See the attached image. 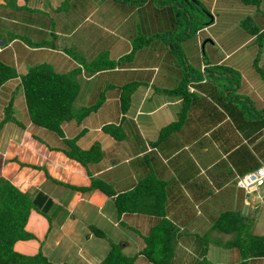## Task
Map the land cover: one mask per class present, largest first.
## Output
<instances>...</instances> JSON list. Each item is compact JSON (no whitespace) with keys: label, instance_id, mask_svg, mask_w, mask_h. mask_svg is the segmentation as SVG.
Segmentation results:
<instances>
[{"label":"rangeland","instance_id":"374dc122","mask_svg":"<svg viewBox=\"0 0 264 264\" xmlns=\"http://www.w3.org/2000/svg\"><path fill=\"white\" fill-rule=\"evenodd\" d=\"M53 1L54 0H42V5L40 4L42 6V10L37 9L36 11L31 12L25 10L23 11V13L29 17L33 16L35 18L34 21L39 22L41 25H45L47 30L51 31L52 29L56 30L59 28L61 31H63V36L61 37L62 41H59L58 44H60L61 46L67 44V52H70L73 48V53L77 56L76 59H85L86 57L88 59L87 61H92V59L97 56L98 53L103 54L104 52H106L110 59L116 60L132 50L133 44L135 40L137 41V38L145 37L150 39V37H152L154 34L157 35H154L150 39V41L147 42L148 45L146 47H143L142 51H139V60L146 65L155 64L158 47H161V49H163V52L168 54V60H178L180 62L184 61V58L186 57L185 53L188 50L189 54L192 56V58H190L191 61L195 62L199 66L185 68V72L190 71L189 73H191V76L197 74L201 75L202 77V75L204 74L203 71L206 68L207 73L203 76H209L206 80L207 83L203 84V86H197L198 92L201 94V97L196 100L195 107H198V110L202 109L205 113H202V110L199 111V113H201L202 116L208 119L210 122L215 121V118H209V114H207L209 111V103H213L215 86L224 88L227 84H229V82L230 84L233 83L234 86L237 85V83L235 84L231 81V79H236L239 83H241V88L236 90L234 95L235 97L232 99V101L236 103L237 106L230 107V116H226L227 118L231 117L234 123L239 127V130H228L230 133V142H240L239 146H237V151L233 155L229 154V156L227 158H224L223 161L213 163V166L210 169H207L206 165L209 161H206L201 157L197 145H195L193 142L191 151L194 153V156L192 158V161H190V166L193 172H200V175L203 179L208 178L210 183H213L215 194L211 196L214 199L206 200L207 202L204 203L207 209L206 214L208 213V220L215 219L221 213L228 210H241L245 214L251 215V217H259V223L255 222V224L257 223L256 226L254 224V231L264 233V221L261 223V221L264 220V218L261 220L262 216H264L263 195L253 193L247 194L244 190L238 188L236 184V177L237 175H239V173L248 171L252 168H256L260 165H264V127L261 131H258L259 135L257 137H249L251 133H255L254 131H257V128L264 125V111H257L258 108L250 103L254 101V99L246 98V96L244 95H247L248 93L243 90L245 87L248 88L249 91H253L258 90L264 86V83L258 82V78L264 81V49L261 54H259L257 50L259 47L258 41H263L264 43V38L263 40L251 41V33L242 26L243 24L241 25V21H243L244 18L246 19L249 17L247 19L248 22H253L252 24L255 26L257 23L261 27V22L264 23V1L258 8L256 6L245 5L241 0H68L66 1V4L62 6L63 8L60 10V12L59 10L58 12H56L55 9L51 8ZM59 1L60 3L58 4L61 5L63 0ZM121 2H125L124 4L126 5L117 7V5H119V3ZM213 2L214 4H216V15H218L216 23L214 20H212L214 14L211 12V4ZM116 8L118 9L117 11L115 10ZM129 10L131 11L130 14L134 12L135 14L133 15V17H131L133 19H130L126 23H124L121 17H127V12ZM13 13H16V11H12L10 9L7 10L6 8L0 9V16L12 15ZM153 16L155 17V23H159V26H163L161 30H158L157 26L152 30L141 29L140 31L138 29L139 32L136 36H133L134 34H131V29L140 28V26H142L139 20L145 21V27H148V23L151 20H149V18H152ZM0 19L3 23L7 24L6 26L10 24V22L7 23V21L2 17ZM30 19L31 18H29V21ZM136 22H139V27H137ZM212 23H214V25H212ZM129 24L131 26V29ZM24 26L25 25H23V27ZM168 27L169 29L165 30V28ZM7 28L9 29V27ZM261 28L262 30H264V26ZM142 31L144 32L142 33ZM162 31L166 32L167 36H165L164 32ZM23 32H26V28H23ZM161 32L162 34H160ZM34 36L38 39L42 38V35L38 33H34L33 37ZM247 37H249L250 39L246 42ZM2 40L3 39H1L0 41ZM250 41L251 43L249 44ZM43 43L53 44V39L51 37H47L43 41ZM166 43H168V52L164 51L163 44ZM22 48L24 49V47ZM223 48H227L228 50L236 53L235 56L231 57V61L229 60L226 62L229 66L231 65L233 67L235 72H231L228 74L226 73L227 71L224 72V70L226 69L223 68L227 67L228 65L223 66L217 63V60L223 57V54L221 53L223 52ZM19 49L20 47H17V50ZM9 54L11 55L10 52ZM49 54L50 58L46 59V61L48 62H52V60L56 57L62 60V63L53 62L52 64L55 67L60 65L61 68H58L60 72H67L74 67V64H72L70 62V59L68 58L69 53H65L64 56L62 54L55 53ZM137 54L138 50L134 52L133 58H135ZM159 57H161V52H159ZM209 60L214 61L213 63H210ZM67 63H69V65H67ZM209 64L214 67L213 71L209 70ZM117 65H119V63H117ZM202 66H204V68ZM199 67L202 73L200 72ZM20 69L25 70V68H23L22 66H20ZM114 70H120V67H116ZM166 70L167 72L170 71V75L166 78V80L162 79V81L161 79L158 80L157 78L154 85H152L154 91L159 95L162 94L158 93V91L156 90L157 88H160L161 91L163 89H171L178 84V79H182L180 77L182 73L179 74L177 72V68L168 66ZM108 71L110 72L98 74L88 79H83L82 75H79V79L81 81L82 100L86 101L91 92L93 94V97L95 98H97L96 95H100L101 92H104V95L106 94L107 96L105 97L102 107H99L96 112L88 115V117L86 118V122L83 123L84 126L96 127L102 122L109 120L107 119V117H110V120H113L112 122L119 120L120 111L118 108V112L115 113V105L119 103L118 106L120 107V102H118V94L114 99L113 93L117 92L116 89L119 88L120 85H123L128 81L130 71ZM211 72H213L214 76L211 75ZM113 73L115 75H113ZM117 74H120L122 77L124 76V81L122 80L121 76L114 77ZM135 76L137 77V75ZM186 79L188 80V78H185L184 80ZM120 82H122V84H120ZM194 83L195 82H193V84ZM113 84H116L118 87H115ZM16 85L17 83L14 81L8 83L5 88L7 94L12 93V91L16 88ZM143 85L144 83L140 85V92L147 89V86ZM204 90L207 91L210 95L208 96V94H206ZM228 91L231 92V89L227 87L224 94H227ZM241 92L244 95H240ZM162 96L164 99L170 98V96L167 95ZM238 97L240 99H238ZM4 99L8 100L7 97H5ZM159 100H161V98H158V101ZM172 100L174 102V99ZM250 104L251 106L253 105V108L251 110ZM171 110H173V107L170 105L162 109V111L160 112L162 116H160V118H156L155 121L152 122L154 128L159 126L161 122L165 121V117L170 114ZM191 110L192 108L190 109V111ZM109 112L111 116H108ZM250 112L252 114H250ZM238 115L243 116L241 121L236 118ZM221 117L224 116L221 115ZM143 119L144 120H141L140 123L142 126H145L147 124V121L149 120L145 117ZM206 119L199 121L198 127L207 125ZM127 121H130V119L128 118ZM226 126L231 127L229 124H226ZM34 127L35 128L30 129L33 134L36 132L37 137L35 136V139L33 138V140L27 141V145L30 148L28 149L29 151H23L15 143L16 141L20 143L25 142L24 138L21 137L23 134V130H21L19 127L9 128L2 133L0 138V151L7 154L6 152L10 150L9 152H11L12 156H14V154L18 152L17 154L18 157H20V160L29 162L31 165L36 164L39 167L41 163V157L37 153V150L38 148H45V146L41 145V138H51L50 135H48L46 132L40 133V128L38 126ZM80 128H83V126L81 125ZM97 131L100 130H90L85 137L91 138V142L96 140L100 141L102 147L105 149V157L102 159L99 165L93 167V170L104 168L113 164H115L116 166L117 164L118 170L114 171L115 173H112L113 180L108 182L109 184H111L112 182H116L113 183V186L115 185V188L119 187V189L123 190L120 187H126L134 181L136 183L140 178H143L147 175L151 176L152 173L151 171H148L147 167L149 164L141 166L140 163H137V160L132 161V158H130L131 162L129 164H123V154L116 153L115 147L111 143H109V140L112 137L110 138V135L102 130L98 133ZM149 133L150 135H152L153 132L150 131ZM51 134L53 133L51 132ZM27 135L28 137L32 136L31 133L28 132L26 133V136ZM212 135H214V133ZM137 140V143H141L138 138ZM85 141H88V139H85ZM218 143L219 145H221V142ZM251 144H254L253 146H255L256 144L257 145L253 147L251 146ZM226 145L236 144L227 143ZM181 147V142L172 141L170 151L173 154L178 152L182 154L179 151ZM208 150L209 154L211 153V159H215L217 154L213 152V147H209ZM51 154L52 153H50L49 156H51ZM237 154L240 155V157L235 160ZM240 161L244 162V166H241ZM47 163L48 162L46 158L41 163V168L47 167ZM149 163L152 165V167H154L153 157H150ZM19 165V163L12 162V169L8 170H10L11 172L17 171L20 167ZM171 166H175L172 161ZM38 167H33V172L36 173L32 175L28 176L25 175L23 171H20L21 175L23 176L22 178H20V174H17V181L20 183V181L23 180L24 182L23 188H26V186L31 184L32 176L37 175L36 177L39 178L36 179L41 180L43 171ZM203 167H205V169H203ZM23 168L22 170H30V167L27 166H24ZM3 170L6 174L7 169L5 168ZM207 173L209 175H207ZM162 174L163 176L159 179L164 180L166 179L168 171H163ZM33 182H35V184H39L41 181L36 182L34 180ZM206 184L208 185V182ZM206 184L202 185L201 187L203 189L202 193L200 194L201 197L208 192V190H205ZM125 190L126 189H124V191ZM63 192H67V196L70 197H72L73 195L71 190H63ZM217 192H219V194H217ZM60 197L62 198V195H60ZM191 198L192 195L190 194L186 196L187 203L185 205L188 210H192L194 208V204L191 202ZM257 200H260L258 206L255 203ZM217 202L219 203L215 205ZM55 204L58 205V208L52 225H55L56 223L61 224V230H63L64 232H60V229L58 231L57 227L48 232V225L51 224L48 218H45V222L42 218H39L41 220L39 222L38 219H30V222L32 221L30 223V227L35 232L36 237L29 242H18L16 245V248L18 250H21L23 253H34L37 252L39 247L42 246V251L45 252L54 262H65L66 260H69L74 264H97L105 256L108 250V244L103 243V240H100L95 235L94 230L91 228L92 226H97L102 230H106L107 233L110 236L113 235V237H115V240H117L118 242H125L123 243V245L125 246H127L128 243V245H130L129 247H127L129 254H135L137 250L141 249L144 246L142 236L135 230L133 232L128 231L127 233H122L120 234V236H117L114 234V232L110 231L111 219L112 217H115V219H117L118 215L116 205V209H114V211H110L109 208H107V210H104L105 215L109 216L108 219H105V217H103L101 213H98L100 211V207L98 208V206L94 205L89 214L86 215L81 213L80 219L75 220L81 222V228H78L79 226H73L69 230L65 226V220L68 217V212L65 210V205L62 202H57ZM245 208L246 210H244ZM170 212V214L173 215V209L172 211L170 210ZM251 217L249 218V220L251 219ZM133 218L136 221H128L133 226L131 227V229L137 228L143 230L144 234L149 231L150 226L154 223L153 218H151L150 216H145L143 214L134 215ZM125 219H128V217ZM155 219L158 218L155 217ZM252 221L254 222V220ZM42 222L45 223V227L42 226V228H40ZM83 228L87 229V236H89V240L85 239V232H83ZM191 230L195 229L191 228ZM91 231L94 233H91ZM208 237L212 241L216 242L220 241V238L224 241L226 240L225 234L218 235V233H214L213 235H208ZM229 237L231 238V235H229ZM209 239L204 238L205 241L209 242L210 248L208 254L211 261L225 263H231L232 261H234L235 249L228 248L223 245L220 246L219 244L213 245L211 244L212 242L209 241ZM201 243V241L199 242V244H196L195 242L191 243L193 245H191V250L189 252L193 254L202 251V248H200ZM203 246L204 245H202V247ZM62 247H65V249L67 250L65 257L63 254L64 248L61 250ZM251 264H259V262L256 261ZM260 264H264V261H262Z\"/></svg>","mask_w":264,"mask_h":264},{"label":"trees","instance_id":"16d2710c","mask_svg":"<svg viewBox=\"0 0 264 264\" xmlns=\"http://www.w3.org/2000/svg\"><path fill=\"white\" fill-rule=\"evenodd\" d=\"M66 1L68 0H63L58 10L63 8L62 6L66 4ZM241 1L245 5L259 8L264 0ZM3 5L7 8L9 7L11 10L19 9L20 11L26 10L28 12L37 10V8L31 7L27 3L19 6L16 4V0H4ZM18 14L21 15V12H18ZM248 18H244L243 21H241V25L243 24L242 26L251 33V41L263 40L264 30H262L257 23L255 26L252 24L253 22H248ZM261 26H264L263 22ZM54 30L55 29L49 31L53 36V44L49 43L47 45L53 49L61 50L63 56L65 53H69L68 58L70 62L74 64L71 70L67 72L55 70L52 63L46 61V59L50 58V56H47V58L42 57L39 62H36L34 65H29L26 72H19L15 65L9 64L0 57V90L2 91L10 81H15L17 83L14 95L10 100L4 99L5 90L2 92L0 91V94H2V96L0 95V137L1 134L8 129L10 123H13L21 130H29V126H33L32 128L38 126L42 129L40 133L46 132L51 138L48 140L54 143V146H49L47 139L41 138V141L47 145L46 147H48L47 149L49 152L53 149H58L67 158L86 167L89 164L102 161L104 158V150L101 142L98 140L93 141L87 148L79 144V140L83 139L91 128H94L84 126L83 123L86 122V118L89 114L96 112L99 107H102L105 97L107 96L106 94L104 95V92H101V94L96 95L97 98H95L91 92L86 101L82 100L79 75H82L83 79H88L98 74L110 72L108 70L114 72L116 67L127 69L129 67H136L138 64H144L139 60V51H142L143 47L148 45L147 42L157 34H154L150 39L145 37L137 38V41L135 40L133 44L132 50L116 60L110 59L108 54L104 52L103 54L98 53L92 61H87L88 59L85 55V59H76L77 56L73 53V48L70 52H67V44L63 46L58 44V39L63 35L60 36V33H54ZM130 32L134 34L133 36H136L139 30L137 32ZM162 32L160 34H162ZM7 34L10 36L8 40L10 41L13 34L8 30ZM164 35L167 36L166 32H164ZM249 39L250 38L247 37L246 42ZM258 44L259 47L257 50L259 54H261L264 49V43L263 41H258ZM163 45L164 51L168 52V43ZM6 46L7 42L1 47L6 48ZM136 50H138V54L133 58ZM6 52H3V54ZM159 52H161V57H159ZM159 52L156 54V59H168V54L164 53L163 49H160ZM185 54L186 57L183 62L170 60L174 62L173 66L177 68V72L179 74L182 73L180 75L182 79H178V84L171 89H163L162 91L160 88L156 89L158 93L162 95L182 98L181 108L178 111L177 118L163 126L160 130L159 137L149 142L152 148L144 152L141 156H135L136 159H134V161L137 160V163H140L141 166L149 164L147 167L148 171L152 173L151 176L147 175L140 178L136 183L134 181L129 189L118 192L113 186V183L116 182L109 184V181L104 180L105 178L112 177V173H115L109 170L100 177H92L91 185L78 187L79 191L82 192L98 188L108 197L114 198L118 212L116 220L125 227H133L128 221H136L133 216L137 214L150 216L154 219V223L150 226L146 234L143 233V230L132 228V231L135 230L142 236L144 242V246L135 254H129L127 246L123 245L121 242H116L106 230H102L96 226H90L94 230L95 235L99 239L105 240L107 242L106 244H108V250L105 256L97 264H251L256 261L260 264L264 261V233L254 231L255 226L259 223V217H251V215L245 214L241 210H228L221 213L217 218L208 220V213L206 214L207 209L204 203L207 202L206 200L214 199L211 196L215 194L214 186L213 183H210L208 178H204V181L200 172H193L191 170L190 161H192V158L183 147L181 130L186 119H190L193 116L191 112L196 106V100L201 97L197 86H203V84L207 83L206 80L209 76H203L204 74L202 77L197 74L191 76V73H189L190 71H186V73L184 70L185 68H192L193 66L198 67L199 65L191 61L190 58H192V56L189 54L188 50ZM117 63H119V65H117ZM220 65L225 66L228 64L225 62ZM143 66L145 70L151 69L148 65L144 64ZM227 67H223L226 69L224 72L227 71L226 73L228 74L235 72L231 65ZM134 70L139 73L137 68H134ZM209 70L213 71L214 67L210 65ZM205 71L206 68L203 72ZM135 73V71H132L128 81L116 89L119 98L118 102H120L119 120L112 122L113 120L107 117L109 120L96 126L100 127L102 131L108 133L117 141L127 139L129 135L125 129V122H127L126 113L130 109L132 94L141 84L144 83L149 85V83L141 79V73H139L137 77ZM211 73V75L214 76L213 72ZM113 75L115 74L113 73ZM149 76H153L152 72ZM157 78L160 80L159 77ZM185 78H188V80H184ZM231 81L235 84L237 83V85L234 86L233 83L230 84L229 82L224 88L215 86L213 97L221 98L223 96L225 97L224 99H233L236 90L241 88L242 85L236 79H231ZM193 82L195 83L193 84ZM152 85H154V81ZM114 86L118 87L117 85ZM192 86L194 90L191 89ZM227 87L231 89V92L228 91L227 94H224ZM205 93L208 94V96L210 95L207 91H205ZM238 99L240 98L238 97ZM15 100H18L19 107L15 104ZM236 106L237 104L233 107ZM21 108L26 112L24 116H22L23 112ZM191 108L192 110L190 111ZM227 110L230 112V108ZM250 114L252 113L250 112ZM108 116H111L110 112ZM223 116L226 115L223 114ZM237 117L242 118L243 116L238 115ZM81 125L83 128H80ZM51 132L53 134H51ZM33 136L36 138L37 134L36 137L34 134ZM169 136H171L173 141L181 142L182 147L179 151L183 154L184 158L179 152L174 155L169 150L168 153L164 141ZM158 147L160 149V154L169 159V167H172L171 161L175 164L174 167H177V170H174L172 177L168 180L159 179L155 173V168L160 165V160H162V158L156 154L155 149ZM49 152L45 149L42 151V153H48V155ZM150 157L154 159V167L149 163ZM12 162H17L21 166L29 165L23 161L21 162L18 158V154L12 156L11 152L4 154V152L0 151V264H74L69 260L65 262L52 261L50 257L42 251V246L34 253H23L16 248L18 242L27 241L36 237L35 232L27 228V223L32 211H39L46 219L48 218L50 220L51 224L48 226V232H50L54 229V224L52 225V222L57 214V208L51 207L54 201L42 190H37L32 196L28 191L24 192L13 184L2 170L5 169L4 166ZM241 162L244 163L243 161ZM211 167L207 168L210 169ZM260 167L264 168V165H260ZM165 168H168V166H165ZM256 168H259V166ZM256 168L239 173L236 177V184L240 177ZM7 172H9L8 169ZM47 175L50 176L52 182H59V180L51 176L49 171ZM207 175L209 174L207 173ZM205 184V190H208V192L201 197L200 194L203 191L201 187ZM237 186L247 194H261L264 198V185L259 186L254 191L245 190V188L238 184ZM189 190H191L190 195H192L191 202L194 204L192 210H188L185 205L187 203L186 196L189 195ZM217 194H219V192H217ZM43 198L46 199L49 207L44 204ZM259 201L260 200H257L255 202L257 206ZM218 203L219 202L215 205ZM172 209L173 215L170 214V210L172 211ZM244 210H246V208ZM154 216L158 219H155ZM127 217L128 219H125ZM250 217L251 219L249 220ZM263 218L264 216H262L261 220ZM252 220H254V222ZM263 221L264 220H262L261 223ZM255 222L257 223L255 224ZM191 228L195 230H191ZM94 232L91 231V233ZM214 233H218V235L225 234L226 240L224 241L220 238V241H212L209 239L208 235H213ZM229 235H231V238ZM88 237L89 236L86 237V240H89ZM204 238H208L213 245L219 244L220 246L223 245L235 249L234 261L231 263L211 261L208 254L210 248L209 242L205 241ZM200 241L202 242L200 246L202 251L193 254L189 252L191 250V245H193L191 243L195 242L199 244ZM202 245L204 246L202 247ZM62 249L65 257L67 250L65 247H62L61 250Z\"/></svg>","mask_w":264,"mask_h":264},{"label":"crops","instance_id":"0c3cea01","mask_svg":"<svg viewBox=\"0 0 264 264\" xmlns=\"http://www.w3.org/2000/svg\"><path fill=\"white\" fill-rule=\"evenodd\" d=\"M41 2H42V0H16V4L19 6H22L24 3H27L31 7H35L39 10H42ZM43 2H45V1H43ZM3 3H4V0H0V9L1 8H6L7 10L10 9L9 7L7 8L6 6H4ZM55 3H57V4H55ZM58 3H60L59 0L58 1L54 0L53 4L51 6V8L55 9L56 12H58V7L60 6ZM124 3H122V2L119 3V5H117V7H122V6L126 5ZM55 5H57V6H55ZM211 5H212L211 12L214 14L212 20H214L216 23L217 18H218V15H216V4H214V2H213ZM13 10H15L16 13H13L12 15L0 16V18L1 17L4 18L7 21V23L10 22V24L8 26H6L7 24L3 23L0 19V40L5 39L6 40L5 43L7 42L6 48L1 47L5 43L0 44L1 45L0 46V57H1V59L8 62L9 64L15 65L18 68L19 72H26L27 67L29 65H31V64L34 65L36 62H39V60L42 57L47 58V56H50L49 53H51V54H54V53L55 54H62L61 50L55 49V48L53 49L52 47H50L46 43H43V41L47 37L53 38L52 34L49 33L50 30H47L45 25H41L39 22L34 21L35 18L33 16L32 17L26 16L23 13V11H20L19 9H12V11ZM115 10L117 11L118 9L116 8ZM18 12H21V15H19ZM59 12H60V10H59ZM127 13H128L127 17H124V16L121 17V19L124 23H126L130 19H133L131 17H133V15L135 14V12L130 14L131 13L130 10ZM8 16H10V17H8ZM29 18H31L30 19L31 21H29ZM149 20H150V22L148 23V27H145L146 22L142 21V20H139V22L142 24V26H140L139 22H136L137 27L140 26V28L131 29V26L129 24L131 31L137 32L138 29L140 31H141V29L142 30L143 29H145V30L151 29L152 30V29H155V27H157V26H158L157 27L158 30L159 29L161 30L163 28V26H161V25L159 26V23H155V17L154 16L152 18H149ZM23 25H25V26L23 27ZM212 25H214V23H212ZM261 25H262V22H261ZM7 27H9V29ZM23 28H26V32H23ZM168 29H169V27L165 28V30H168ZM7 30L13 34V37L10 39V41H8L10 36H8ZM55 32L60 33V36L63 35V31H61L59 28L54 30V33ZM143 32L144 31H142V33ZM34 33H38V34L42 35L41 36L42 38L38 39L35 36L33 37ZM59 41L61 42L62 39L59 38L58 42ZM36 45H42V46H36ZM17 47H20V49L17 50ZM22 47H24V49ZM6 49H9V50H6ZM160 49H161V47L160 48L158 47V52L160 51ZM6 51H9L11 53V55L9 54V52H6ZM3 52H6V53L3 54ZM221 53L223 54V57H221L217 60L218 64H223L229 60L231 61V57L235 56L234 52L228 50L227 48H223V52H221ZM136 61H137V59H136ZM213 61L214 60H210V63H213ZM53 62L62 63V60L60 58L56 57L52 60L51 63L53 64ZM141 63H143V62H141ZM67 65H69V63H67ZM143 65L144 64H138L137 66L135 65L136 67H133V68L129 67L127 69H120V70L116 71V72H120V71L128 72V71H130L129 77H130L132 71H135L136 72L135 75H137V76L139 75V73H141L142 74L141 79L144 82L149 83V85L144 84L145 86H147V89H145V91L140 92L141 86H139L138 89H136L135 92L131 96V103H130V109L131 110L129 109L128 112L126 113V121L128 118L130 119V121L125 122V129H126L127 133H129L128 138L123 139L121 141H117L113 137L111 138V136H110V138L112 140L110 138H108V139H110L109 143H111L115 147V152L123 154V158H124L123 159L124 161L122 160L123 164H129L131 162L130 158H132V161H134V159H136L135 156H141L142 154H144V152H146L147 150L152 148L149 145V142L156 140L159 137V133H160L161 128L163 126H165L166 124H168L173 119L177 118L178 111L181 108V102H182L181 97H172L171 96L168 99H164L162 95L157 94L154 91V89L152 88L153 81L155 83L157 77H159V79H161V80L162 79L166 80L167 76L170 75V71L167 72L166 69L168 68V66H171L174 68V66H173L174 62L170 61L168 59L164 60L162 58H157L155 60V64H151L152 66L148 65L151 68L150 70L143 69V67H144ZM20 66L25 68V70H21ZM202 67H204V66H202ZM54 68H55V70L59 71L58 68H61V67L59 65L56 67L54 66ZM134 68H137L139 70V73L136 70H134ZM141 68H142V70H141ZM151 72L153 74L152 77L149 76V74ZM203 73L206 74L207 71H205ZM117 75H119V76H117ZM117 75L114 77H120L121 76L120 74H117ZM123 79H124V76L122 77V80ZM10 82H13V81H10ZM10 82H8V83H10ZM258 82L264 83V81L260 78H258ZM8 83L6 84V86L8 85ZM120 84H122V82H120ZM114 85H116V84H114ZM6 86L2 89V91L5 90ZM150 88H152V89H150ZM191 88H192V90H194L193 86ZM14 90L10 94H7V91L5 92V97H7L8 100H10V98L13 97ZM243 90H245L248 94L244 95L241 92L240 95H244V96H246V98H253L254 101H252L250 103H252L255 107L258 108L257 111H259V110L264 111V86L258 90H253V91H249L248 88H245V87ZM113 94H114L113 97L115 99L117 93L114 92ZM1 96H2V94H1ZM158 98H161V100L158 101ZM224 98L225 97H223V96L221 98H218V97L214 98L213 97V103L209 104V111L207 114H209V118H215L214 122L210 123L208 119H206L205 117L202 116L201 113H199V111H201L202 109L198 110V107H195L193 113L191 112V114H193V116L190 119H186L185 123L182 126V130H181L182 131L181 136H183L181 139L182 144H183V147L187 150V153H189L190 157L193 158L194 153L191 151V149L193 147L192 143L194 142V144L197 145L198 150L200 151L199 153H200L201 157L204 160L209 161L206 165V167H208V168L213 166V163H215V162L223 161L224 158H227L229 156V154L233 155L237 151V146H239V143H240L239 141L230 142V133L228 130H239V127L237 124L234 123V121L231 117H229V118L226 117V116H230V112L227 109H229L232 106H235L236 103H234L231 98H227V99H224ZM133 99H134V102H133ZM172 99H174V102ZM175 103H177V104H175ZM15 104L17 105V107H19L18 100H15ZM179 104H180V106H179ZM118 105H119V103H117V105H115L116 106L115 113L118 112L117 111V109L119 108ZM169 105L173 107V110H171L170 114L165 117V121L161 122L159 124V126L154 128V125H152V122L155 121L156 118H160V116H162L160 114L162 109L166 106H169ZM253 105L251 106V104H250L251 109L253 108ZM21 110L23 112L22 116H24V114L26 112L22 108H21ZM202 113H205V112L202 110ZM223 114H225L226 116L221 117V115H223ZM131 116H132V118H131ZM144 117L147 118L149 121H147V124L145 126H142L140 121L144 120L143 119ZM203 119L207 120V125H205L203 127H201V126L198 127V125H199L198 122L203 120ZM237 119H239L241 121L242 118L237 117ZM226 124H229L231 127H227ZM15 127H17V126L14 125L13 123H10L8 125V129L9 128H15ZM32 127L33 126H29L28 127L29 130H23L22 131L23 134L21 137L24 138L25 142H22V143H20L18 141L15 142L16 145H18L23 151H27L28 149H30L29 146L27 145V141L33 140V138H34L32 132H31V129H30ZM263 127H264V125L257 128V131H254L255 133H251L249 135V137H257L259 135L258 131H261ZM8 129H6V130H8ZM91 130H100L101 131V128L100 127H94V128H91ZM40 131H42V129H40ZM100 131H97V133ZM150 131L153 132L152 135H150V133H149ZM27 132L31 133L32 136L31 137H28V135L26 136ZM213 133H214V135H212ZM34 135L36 136V132L34 133ZM135 136L140 140L141 143H137L138 140ZM85 139L86 140L88 139V141H85ZM211 140H212V143H211ZM172 141H173V139L171 138V136H169L164 141V145L166 146L168 153H169L170 145H171ZM47 142L49 143V146H54V143L49 141L48 139H47ZM218 142H221V145H219ZM91 143H92L91 138H88V137L87 138L84 137L83 139L79 140V144L84 148L89 147V145ZM227 143H233L236 145H226ZM41 145L45 146V148H41V149L38 148L37 153L41 157V163L47 158V162H48L47 167L41 168V163H40V166L38 167V165H36V164L31 165L29 162H25V163L29 164V165H27V167H30L29 168L30 170L26 171V170H22L24 165L23 166L19 165L20 167L17 171L11 172L9 170V172L6 173V176L13 182V184L18 186L24 192L28 191L29 194H31L32 196L36 193L37 190H39V189L42 190L54 201L53 205L51 206L52 208H58L57 207L58 205H56L55 203L62 202L66 207L65 210L68 212V217L65 220V223H66L65 226L69 230L73 226H79L78 228H81L80 227L81 222H79L78 220L77 221H75V220L80 219L81 213L86 214V215L89 214L94 205L98 206V208L100 207V211L98 213H101L102 216L105 217V219H108L109 216L105 215L104 210H107V208H109L110 211H112V210L114 211V209H116L115 204H114L115 202H113L114 198L108 197L105 193H103L98 188L82 192V191H79L78 187L91 185L92 177H95V176L100 177L103 174H105L106 172H108L109 170L117 171L118 170L117 164H116V166H115V164H113V165H110V166H107L104 168H99L97 170H93V167L99 165L101 161L98 163H95V164H89L88 166L85 167V166L75 162L74 160L67 158L58 149H53L52 151L49 152L45 143L42 142ZM253 145L254 144H251V146H253ZM255 146H253V147H255ZM209 147H213V152H215L218 155V156L216 155L215 159H211L212 156H211V153L209 154V150H208ZM43 149L47 150V152H49V155H50V153H52L51 156H49L48 153L47 154L42 153ZM103 150H104V156L103 157H105V149L103 148ZM155 150H156V154L162 158V160L159 159L160 165H158L155 168V173L160 178L163 176V174H162L163 171H165V172L168 171V174L166 176V179L168 180L172 177V173L174 172V170L175 169L177 170V167L176 168L175 167H173V168L169 167L170 166L169 159H167L166 156L160 154L159 147ZM9 151H7V152H9ZM17 153L14 154V156L17 155ZM4 154H5V152H4ZM174 155H176V154H174ZM238 157H240V155L237 154L235 160L238 159ZM18 158L20 159V157H18ZM21 162H22V160H21ZM11 164L4 166V168L12 169L13 165L11 167ZM240 164H241V166H244V163H242L241 161H240ZM34 166H37L39 169H41L43 171V175L41 177V180L36 179V178H39V177H36L37 175L32 176L31 177V181H32L31 184L26 186V188H23L24 182H23V180H21L20 183L17 181L18 180L17 174L18 173L20 174L19 175L20 178L23 177L21 175L20 171H23L25 175H28V176L32 175V174L36 173V172H33ZM165 166H168V168H165ZM164 169H167V170H164ZM203 169H205V167H203ZM48 171L50 172L51 176L54 177L55 179L59 180V182H55V181L52 182L50 176L47 175ZM3 172H4V170H3ZM10 173H11V175H10ZM4 174H5V172H4ZM34 180L36 182H39V181H41V182L39 184H35V182H33ZM105 180L110 182L111 180H113V178L109 177V178H105ZM132 183L133 182H131L126 187L124 186V187H120V188H122L123 190L129 189L130 185ZM63 190H71L72 194H73L72 197L67 196V192H63ZM115 190L118 192L123 191V190L119 189V187L115 188ZM190 191L191 190H189V194H190ZM60 195H62V198L60 197ZM43 202H44V204H46L47 207H49V204L46 202L45 198H43ZM39 218L44 219V222H45V216L43 214H41L39 211H36V210L32 211L30 214L29 220H28L29 223H27V228L29 230L33 231V229L30 227V223L32 222V221L30 222V219H34V220L38 219V222H39V221H41ZM44 222H42V225L40 226V228H42V226L45 225ZM60 225L61 224L56 223L54 225V228L57 227L58 231L60 229V232L61 231L64 232L63 230H61ZM36 231H37V229H36ZM110 231L114 232V234L117 236H120V234H122V233H127L128 231L133 232L131 228L125 227L121 223L117 222L115 217H112V219H111ZM83 232H85V239H86L87 234H88L87 229L83 228ZM112 237H113V235H112ZM113 239L115 240V237H113ZM100 240H103V239H100ZM30 241H32V240H30ZM115 241L117 242V240H115ZM27 242H29V241H27ZM103 243L106 244L107 242L105 240H103ZM121 243L123 244L125 242H121ZM129 246L130 245H128V243H127V247H129Z\"/></svg>","mask_w":264,"mask_h":264},{"label":"built area","instance_id":"2783aa9c","mask_svg":"<svg viewBox=\"0 0 264 264\" xmlns=\"http://www.w3.org/2000/svg\"><path fill=\"white\" fill-rule=\"evenodd\" d=\"M237 184L248 191L256 190L259 186L264 185V168L259 167L243 175L238 179Z\"/></svg>","mask_w":264,"mask_h":264},{"label":"water","instance_id":"95a60500","mask_svg":"<svg viewBox=\"0 0 264 264\" xmlns=\"http://www.w3.org/2000/svg\"><path fill=\"white\" fill-rule=\"evenodd\" d=\"M5 43V39H3L1 42H0V44H4Z\"/></svg>","mask_w":264,"mask_h":264},{"label":"clouds","instance_id":"9594fccd","mask_svg":"<svg viewBox=\"0 0 264 264\" xmlns=\"http://www.w3.org/2000/svg\"><path fill=\"white\" fill-rule=\"evenodd\" d=\"M192 89V88H191ZM260 167V166H259ZM249 204V203H248ZM30 240H33V239H30ZM30 240H27V241H30Z\"/></svg>","mask_w":264,"mask_h":264}]
</instances>
